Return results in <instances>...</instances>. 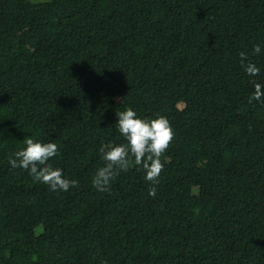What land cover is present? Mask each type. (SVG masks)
Segmentation results:
<instances>
[{"label": "trees", "instance_id": "obj_1", "mask_svg": "<svg viewBox=\"0 0 264 264\" xmlns=\"http://www.w3.org/2000/svg\"><path fill=\"white\" fill-rule=\"evenodd\" d=\"M254 80L264 0H0V264H264ZM125 107L172 126L155 196L131 161L91 185ZM28 137L74 186L8 165Z\"/></svg>", "mask_w": 264, "mask_h": 264}, {"label": "clouds", "instance_id": "obj_2", "mask_svg": "<svg viewBox=\"0 0 264 264\" xmlns=\"http://www.w3.org/2000/svg\"><path fill=\"white\" fill-rule=\"evenodd\" d=\"M262 51L260 44L252 48L253 54ZM241 61L245 54L240 53ZM246 75L256 77L259 67L251 61L243 63ZM264 81H253V92L250 100L264 103ZM115 127L122 143H101L96 151L103 162L97 167L91 177V185L98 192H106L115 176L128 168L131 161L138 166L149 182L148 196H155L159 175L164 167L161 155L168 148L174 132L167 116L158 114L152 118H142L131 107H125L115 113ZM58 153L55 142H43L40 139L28 137L24 146L16 150L8 158L7 163L12 169H24L34 182L42 183L51 191H67L76 184L75 180L67 178L61 168L53 167L51 159Z\"/></svg>", "mask_w": 264, "mask_h": 264}, {"label": "rangeland", "instance_id": "obj_3", "mask_svg": "<svg viewBox=\"0 0 264 264\" xmlns=\"http://www.w3.org/2000/svg\"><path fill=\"white\" fill-rule=\"evenodd\" d=\"M180 106H181V104H180ZM207 210H209V208Z\"/></svg>", "mask_w": 264, "mask_h": 264}]
</instances>
